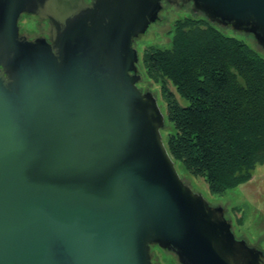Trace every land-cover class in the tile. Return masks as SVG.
Listing matches in <instances>:
<instances>
[{"label": "water", "instance_id": "water-1", "mask_svg": "<svg viewBox=\"0 0 264 264\" xmlns=\"http://www.w3.org/2000/svg\"><path fill=\"white\" fill-rule=\"evenodd\" d=\"M192 2L264 49V0ZM162 0H0V264H264L180 178L133 48ZM21 14L50 39L20 34ZM227 213V217H225Z\"/></svg>", "mask_w": 264, "mask_h": 264}, {"label": "trees", "instance_id": "trees-1", "mask_svg": "<svg viewBox=\"0 0 264 264\" xmlns=\"http://www.w3.org/2000/svg\"><path fill=\"white\" fill-rule=\"evenodd\" d=\"M174 25L171 46H146L141 65L165 100L169 155L222 195L264 164V56L205 19Z\"/></svg>", "mask_w": 264, "mask_h": 264}, {"label": "rangeland", "instance_id": "rangeland-1", "mask_svg": "<svg viewBox=\"0 0 264 264\" xmlns=\"http://www.w3.org/2000/svg\"><path fill=\"white\" fill-rule=\"evenodd\" d=\"M192 2L184 3L178 6L167 1L161 2L162 9L158 12L155 22L149 24L144 34L134 39L133 48L137 50L139 61L137 63L140 80L137 87L145 92L146 89L153 93L161 111L165 115L164 126L161 128L162 138L165 142L167 132L172 128L166 118L165 100L161 95L159 84H156L146 77L145 71L141 65V56L143 50L148 45H154L161 48L171 46V40L174 34L175 22L186 17L195 19H205L209 24L215 26L221 33L227 36L242 40L250 48L264 56V49L255 43L254 38L243 31L235 30L231 26H223L209 21L202 12L195 11L192 8ZM20 33L28 39L38 36H48L49 23L40 20L34 15L23 14L19 20ZM168 87L174 91L173 85L168 82ZM180 104L187 102L176 94ZM176 170L182 179L194 192L200 193L211 205H220L228 212L232 224V231L236 238L241 236L249 245H255L264 251V164L258 165L252 171V177L245 183L226 190L222 195L211 194L206 182L201 177L190 175L179 164H175ZM227 217V213H225ZM240 220V221H239ZM153 264H180L175 254L161 249L157 245L151 246Z\"/></svg>", "mask_w": 264, "mask_h": 264}, {"label": "flooded vegetation", "instance_id": "flooded-vegetation-1", "mask_svg": "<svg viewBox=\"0 0 264 264\" xmlns=\"http://www.w3.org/2000/svg\"><path fill=\"white\" fill-rule=\"evenodd\" d=\"M87 3H90L92 0H85ZM165 0H162V2H164ZM22 15L23 14H21L20 15V17H19V20L21 19V17H22ZM29 15V14H28ZM19 20H18V23H19ZM47 22V21H46ZM48 23V22H47ZM19 32H20V30H19ZM20 34H22V33H20ZM22 35H24V34H22ZM45 38H47L48 40L50 39V36L48 37V36H44Z\"/></svg>", "mask_w": 264, "mask_h": 264}]
</instances>
